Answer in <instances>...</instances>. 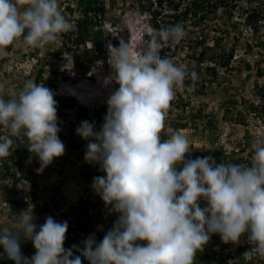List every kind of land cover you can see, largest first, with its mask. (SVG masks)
<instances>
[{
  "label": "clouds",
  "instance_id": "9594fccd",
  "mask_svg": "<svg viewBox=\"0 0 264 264\" xmlns=\"http://www.w3.org/2000/svg\"><path fill=\"white\" fill-rule=\"evenodd\" d=\"M71 1L62 7L60 0H0V53L12 43L13 49L17 39L23 47L26 43L35 50L57 45L55 50L45 51L53 61H48L49 69L44 65L43 73L45 77L47 71L48 77L53 79V92L32 78L23 79L24 87L15 96L0 85V158L11 154L14 143L11 137H20L28 151L41 162L35 175V182L40 186H43L41 177L49 174L43 169L54 168V164L62 166L67 161L75 177L63 182L60 177L56 185L50 184L57 186L52 191L58 205H49L51 213L45 214L38 231L32 223L31 211L37 206L36 202H31V209L19 215L14 228L0 230V246L8 259L15 264H82L80 256L73 257V249L79 250L76 245L72 249L63 246L68 228L86 234L78 227L77 215L73 213L81 203L88 204L85 218L101 233L99 244L94 235L82 237L86 241L81 255L90 264H193L196 252L209 241L212 233H219L225 243L244 241L247 233L254 246L243 254L244 258L256 255L264 258V139L252 143L254 152L250 166L217 164L211 156L186 160L191 146L180 131L168 139H161L166 110L175 96L174 87L182 85L186 78L193 81L199 78L194 69L189 71L171 58L159 55L163 48L161 42H172L176 46L185 37L184 26L177 23L157 30L153 24L156 17L148 11L146 29L135 45L125 43L112 22L106 23L104 16L100 25L104 47H95L92 39L79 44L82 52L100 55L86 58L89 69L81 73L71 53L61 50L62 35H69L67 43H72L79 16L77 0ZM103 1L106 12L115 4V1L113 4L111 0ZM68 7L73 11L69 12ZM242 8L246 13L248 7ZM245 16L234 23L240 33L242 28L251 32L243 25ZM126 24L131 30L129 23ZM231 31L234 29L225 33L223 39L225 47L227 39H232L227 49L241 44L239 36H235L238 42L232 43L235 37H230ZM173 46L171 44L170 49ZM13 54L17 57L16 51ZM184 54V57L176 56L178 62L187 59L188 53ZM30 55L35 58L29 59ZM64 55L70 57L71 70L57 69L56 62L65 59ZM28 56L29 60L21 57L19 63H31L26 71L29 75L39 55L31 53ZM110 57L113 71L107 65ZM233 57L229 66H232ZM244 59L242 56L240 60ZM53 69L57 71L54 74ZM106 86L117 88L108 104L99 98L101 88ZM54 95L61 99L72 98L74 106L57 110ZM99 109H102L103 118L97 131ZM71 141L80 146L69 148ZM69 155L71 158L67 160ZM90 162H98L106 177L98 176L94 181L83 178L81 171ZM25 182L31 189L32 181ZM84 194L94 196L84 201ZM201 199L207 206H200ZM0 203L5 202L1 200ZM111 205L114 212L120 213L113 228L104 224L109 218L96 222L89 215L94 208L102 213L103 208ZM72 217L75 227L69 225ZM21 235L30 239L36 249L31 258L20 251ZM137 241L147 243L138 244ZM242 241L235 244H243ZM229 251L226 246L222 253L225 256ZM235 253L232 251L227 259L239 260L240 253L237 252L238 259L232 255Z\"/></svg>",
  "mask_w": 264,
  "mask_h": 264
},
{
  "label": "trees",
  "instance_id": "16d2710c",
  "mask_svg": "<svg viewBox=\"0 0 264 264\" xmlns=\"http://www.w3.org/2000/svg\"><path fill=\"white\" fill-rule=\"evenodd\" d=\"M115 0H111V4L114 3ZM246 1L250 0H242V1H234V0H193V8L189 9L190 14L174 12L171 17L167 20H164L162 26L157 22L156 19L153 23L157 30L161 27H166L168 25H175L180 23L186 28L184 21L189 17V20L193 18L192 23L194 25H203L206 24L207 21L212 19H216V15L218 12H222L225 19L223 20L225 23L229 22L233 26L232 23L233 13L232 11L237 7V4H242ZM136 2V7L139 11H149L153 14V17H156L160 13V9L164 7L177 9L176 0H134ZM254 4L248 8H246V16L243 25H246L253 36H256L258 31L264 26V0H259L253 2ZM77 10L79 12V16L76 19V30L74 33V37L72 38V43L69 45L67 40L71 37L69 35L64 36L62 39V51H67L71 53V57L75 67L80 70L81 73H85L89 66L86 64V58L92 59L99 57L100 55L90 52V51H81L79 49V44L83 43L87 39H92L95 47H104V37L103 32L101 30V23L105 16V6L103 0H77ZM160 8V9H157ZM69 12H72L73 9L68 7ZM63 14L66 16L67 10H62ZM163 22V21H162ZM191 22V21H190ZM230 25V26H231ZM96 28V29H95ZM219 29L225 33L232 29H228L226 27H219ZM235 37V36H234ZM208 35H203L200 38H196L194 43L186 44V50L188 51L187 58L189 61H185L184 59L180 62H184L183 66L187 68L189 71L193 69L198 74V79L196 81L191 80V78H186L181 87V90L174 89L175 96L174 99L170 102L169 108L166 110V113L169 115L166 116L164 121V128L161 131V139L164 140L166 138L167 133L164 131L167 127H182L185 126L186 123L179 122L182 118L187 116H191L194 120L197 121L198 117L207 118L206 122L203 125V128H207L209 131V137L211 140L216 141L218 139V123L216 121V113L211 109L207 110L206 113L204 111L203 102L200 104V107H194L192 104L195 96H203L206 92V89L209 91L208 86L214 84H224L225 81H228L226 72L233 71V66H229V61L232 60L233 57V49L234 45L230 46L229 49H225L223 47V36H214L213 43L214 45H208ZM230 40V39H227ZM222 42V43H221ZM238 42V37L233 38L234 44ZM164 44L165 42H161ZM168 47H163L159 55L161 57H169L171 58L178 66V60L175 57V54L170 52V46L172 42H167ZM115 44H118L117 40H115ZM260 44H264L260 41ZM12 45H9L2 53H0V65L5 62H13L16 60V56L13 54L9 56V52L12 50ZM201 47V50L198 51L197 48ZM218 48V49H217ZM183 50V49H182ZM53 56H57V53H53ZM37 65H34L31 74L28 75L27 78H32V80L36 81L37 84L43 83V85L50 90L54 89V81L49 77H44V65L48 64H40L42 63L41 56H37ZM245 60V59H244ZM246 62V61H245ZM245 67L247 70L250 69V64L246 62ZM54 74L57 71L54 69L51 70ZM264 74V69L259 67L257 71V76H262ZM222 76V78H221ZM220 78L222 80H220ZM1 82V81H0ZM244 83V82H243ZM251 89L253 92L254 98H256V103L253 101L248 102L245 98H241V102L235 100L233 98L234 93L228 94L225 96V99L220 101V104L224 111L221 113L220 120L224 121L227 124L240 125L244 127H248L251 123H256V126H260L263 129V133L259 139H264V83H259L256 79L251 84ZM54 99L57 101V110H64L66 108H71L74 106V101L72 98H58L54 95ZM195 109L196 113L192 110ZM84 110V109H82ZM175 110L180 113H176L173 117L171 116L170 111ZM179 110V111H178ZM174 115V113H172ZM98 122L96 123V130H100L101 126V118H103L102 109H99L97 112ZM198 116V117H197ZM58 117V116H57ZM195 121V124H196ZM196 127V125H195ZM14 143L10 148V155L7 157L0 158V188L1 183L3 181L11 179L14 182L12 188L9 189L14 196L4 195L2 203L0 205V213H4V219H0V230L4 228H14L12 223L16 220V215H20L24 210H30V203L36 202L37 206L32 208L33 221L32 223H37L43 221L46 213H51L52 207L49 205H58L56 201V197H54L52 189L57 188V186H52L50 184L40 186L37 182H35V175H37V169H39L38 164H40V160L38 157L30 153L28 151L27 145L23 143L20 137H11ZM257 139H250L246 136L245 143L243 147H241V154L245 152V149ZM80 144L69 143V148L79 147ZM237 151L235 149H230L229 151L224 147V145L213 146L202 153L198 152H189L185 155V159H196L197 157H206L211 156L215 159L216 163H234L241 165H251L252 155L254 150L251 148L247 154L236 156ZM38 159V160H37ZM89 162V161H88ZM34 167V168H33ZM15 169L12 171V169ZM179 170V167H178ZM83 174V178L90 179L94 181L95 177L105 176L106 173L102 172L99 174H95L91 178L87 173H85V168L81 171ZM32 181V188H27V184L25 181ZM10 183V180H9ZM52 186L50 189L49 187ZM42 191V192H41ZM46 195V196H45ZM205 201V200H204ZM10 204V207L7 206ZM201 203V200L199 201ZM88 204L81 203L78 208L73 213H76V220L78 223V227L85 230L87 237L93 236L95 237L96 244H99L101 240L100 231L96 230L94 224L91 220H86V206ZM107 215L109 221L104 223L106 226L113 228V225L117 221L120 213L114 212L112 210V205L108 207ZM35 213L40 214L41 216L35 217ZM72 213V210H71ZM245 237V240L242 241L243 244L236 245L235 243L228 242L225 243L221 237L218 240L211 241L210 244H205L201 250H198L195 254L193 264H229L228 256H230L231 252H239L240 259L234 260L232 264H264V258L256 255L250 256L247 260L244 258L243 254L247 251H250L254 246L253 242L249 241L248 234ZM242 235V236H244ZM85 238H82L77 235L74 229L68 228L66 232V238L64 241L65 249H72L73 245H76L77 249H73V257L80 256L82 264H90V262L81 255V250L84 248ZM146 241H137L136 243L142 244ZM147 243V242H146ZM20 251L23 256L31 258L35 255L36 249L33 246V243L30 239L25 238L21 235L20 240ZM226 246L230 249L229 253L225 256L223 255V251L226 249ZM95 247V246H94ZM0 264H15V261L8 259L6 253L2 246H0Z\"/></svg>",
  "mask_w": 264,
  "mask_h": 264
},
{
  "label": "rangeland",
  "instance_id": "374dc122",
  "mask_svg": "<svg viewBox=\"0 0 264 264\" xmlns=\"http://www.w3.org/2000/svg\"><path fill=\"white\" fill-rule=\"evenodd\" d=\"M255 1L259 0H250L246 1V4L243 6L250 7L252 6ZM67 2H72L71 0H60V3L63 6L66 5ZM74 4V2H73ZM241 4H238L240 6ZM110 8L107 9V12L105 13V21L106 23L112 22V24L115 26L114 30H118V35L124 40L125 43H131L135 44L138 41V37L141 34V32H144L146 29L147 21L145 17H149L148 11H139L136 8V2L134 0H115L114 5H110ZM216 19H212L210 21H207L206 24L203 25H196V28L194 27L195 31H186L185 37L179 42L176 43V46L172 44L174 48L171 47V52L175 54V57L178 58L184 57L186 54H184L182 48L184 44H191L194 43L196 38H200L203 35H209L210 37L217 34L219 32V27H226L228 29H232L233 26L231 24H228L229 22H224L225 16H223L222 12H218L216 15ZM126 20V21H125ZM126 23H129V27ZM231 25V26H230ZM191 28V27H190ZM240 28L238 26L234 27V31H231L229 34L232 36H239L241 44L236 49V52L234 51V60L231 63L233 66V71H230L229 73L226 72L227 77L229 80L225 81L224 84H214L211 86H208L207 88L210 89L209 91L206 89V92L203 96H195L193 99L192 104L194 107H200V104L203 102L204 105V111L203 113H206L207 110H213L216 114V121L218 123V139L216 141L211 140L209 137V131L207 128H203L204 123L206 122L207 118L198 117L197 121L194 120L191 116H187L185 118H182L181 120H178L179 122L186 123L185 126L174 128V127H167L164 129V131L167 133L168 136H166V139L170 138L171 135L177 131L182 132L190 142L191 146V152H198L202 153L206 151L207 149L213 147V146H220L224 145V147L229 151L230 149H236L237 152L236 156L238 155H244L249 152V150L252 148L251 146H248L245 149V152L241 154V147H243V144L245 143L246 136H248L250 139H259L261 137V134L263 133L262 127L256 126V123H251L248 125V127L240 126V125H233V124H227L224 121L220 120L221 113L224 111L222 108L220 101L222 99H225V96L228 94H232L233 98L239 103L241 102V98H245L248 102L253 101V103H256V98L253 96V92L251 89V84L256 79L259 83H264V74L260 77L257 76L258 68L261 67L264 69V44H260V41L264 43V26L258 31L256 36L251 35L250 31H247L246 29H243V32L240 33ZM192 30V29H191ZM106 31V34L108 36V31ZM228 33V31H227ZM209 38V37H208ZM228 42L226 43V47H229L231 44L230 41H232L231 38H228ZM19 39L16 40L15 46L12 49V52L9 53V56H13V52L16 51L17 57L16 60L11 63H3L2 66L0 65V85L1 88H6L4 91H9L11 93V96H15V94H18L19 91H21L24 87L25 81L31 80L27 78L28 76V69L31 67L30 64H20V58L24 59V61L29 60L30 58L35 56H28L29 54L33 53V55H36L38 53L39 56L42 58V63L45 64L47 61L51 60L53 61L45 51H50L49 48L46 46L39 47L35 50V48L30 47L24 43V47L22 43H17ZM243 42V43H242ZM142 43V42H141ZM222 43V42H221ZM224 47V42L222 43ZM22 48H21V47ZM140 46V44H138ZM133 47V46H132ZM19 52H18V49ZM218 49V48H217ZM29 51V52H27ZM36 51V52H34ZM42 52V53H41ZM66 56L63 60H58L56 63L58 66L57 69H63L65 68L71 70V62L69 61V55ZM242 56L245 58V60H240ZM29 57V59H27ZM32 61H35L32 60ZM250 64V69L247 70L245 67L246 62ZM112 58L110 57L108 59L107 65L111 67ZM183 62L179 61V65L183 66ZM22 67V68H21ZM46 69H49L48 65L45 66ZM27 69V70H26ZM109 70V69H108ZM111 70L113 71L112 67ZM48 72H45V77H48ZM222 78V76H221ZM220 78V80H222ZM23 79L25 81H23ZM8 81V83H7ZM244 82V83H243ZM5 84V85H3ZM108 85L113 83H107ZM174 89L181 90V87L179 85L175 86ZM117 90L116 87H108L106 86L105 89L101 88V96L99 98L101 101L106 102L108 101L109 97ZM63 91V90H62ZM196 108H194L192 111L196 113ZM108 111V109H107ZM179 111V110H178ZM174 113V115L171 113V116H175L177 112L175 110L170 111ZM169 115L166 113V116ZM165 116V118H166ZM167 119V118H166ZM196 121V124H195ZM196 125V127H195ZM71 156H67V160L70 159ZM40 164H38L39 166ZM67 161L64 163V165L61 166V164H54V168L51 169L49 167L44 168L45 173H49L48 175L42 176L40 179V183L43 185L47 184H57L59 182L60 177L65 181L67 178H71V180H74V175L71 173L72 170L67 167ZM54 170V171H51ZM75 172V171H73ZM70 174V175H69ZM69 175V177H67ZM80 175L77 173V176ZM71 176V177H70ZM13 186L12 183H9L7 180L3 181L1 183L0 188V201L3 199L4 195L7 194L8 196H14L13 193L9 191L10 187ZM1 204V203H0ZM9 204V203H7ZM10 207V204L7 205ZM201 207L207 206V202L201 199L200 203ZM4 213H0V219H4ZM35 217H39L35 214ZM19 215H16V220L12 223V226L15 227V225L19 222ZM36 230L38 231L40 228V222L35 223ZM221 235L219 233H212L210 234V239L206 244L211 245V241L218 240ZM241 240V238H240ZM245 240V239H243ZM242 241V240H241ZM241 241L235 242V243H241ZM225 254V252H224ZM235 259H238V253L232 254ZM233 260H228L229 264H232Z\"/></svg>",
  "mask_w": 264,
  "mask_h": 264
},
{
  "label": "built area",
  "instance_id": "2783aa9c",
  "mask_svg": "<svg viewBox=\"0 0 264 264\" xmlns=\"http://www.w3.org/2000/svg\"><path fill=\"white\" fill-rule=\"evenodd\" d=\"M192 1L193 0H176V3H177V9H173V8H167V7H164L161 12L156 16V20L158 23H160V25L162 26L164 19H168L169 17L172 16V14H174V12H179V13H182V14H185V13H189L190 14V10L189 9H192L193 8V4H192ZM235 2L236 1H242V0H234ZM246 3V2H244ZM237 7L232 11L233 13V19H232V22L235 23L236 21L238 20H243V16L246 15V13L243 12V5H240L238 6V4L236 5ZM160 9V8H158ZM187 13V14H188ZM191 21V22H190ZM193 21V18L189 20V17L184 21L185 25H186V28L185 29V32L186 31H195L194 27L196 28V25H194L192 23ZM191 27V28H190ZM192 29V30H191ZM225 32L223 31H220L213 35V36H209V39H208V45L212 46L214 45L213 43V38L214 36H223V39L225 40L224 36H225ZM169 43L165 42L164 44H162L163 46L162 47H167ZM186 44L183 45V52L185 53H188V51L186 50ZM225 49H227V47L224 46ZM198 51L201 50V47L199 46L197 48ZM185 61H189V58H187ZM104 172L101 168V165L98 163V162H90V163H87L86 166H85V173H87L89 175V177L91 178L92 176H94L95 174H99V173H102ZM94 196V195H92ZM91 195H88V194H84L82 199L84 201H90ZM101 202H103V200H101ZM105 204V203H104ZM102 213H98V210L96 208L92 209L89 211V215L93 217V219L96 221V222H99V221H106L108 219V215H107V211L109 210L108 208H103L102 209ZM59 218V217H58ZM62 222H64L65 220L62 219L61 220ZM69 225L71 227H75V220L74 218L72 217L69 221ZM98 228H100L98 226ZM78 235H80L81 237H86V234L81 231V230H78L77 231ZM102 237H104V234L102 235Z\"/></svg>",
  "mask_w": 264,
  "mask_h": 264
},
{
  "label": "bare ground",
  "instance_id": "6f19581e",
  "mask_svg": "<svg viewBox=\"0 0 264 264\" xmlns=\"http://www.w3.org/2000/svg\"><path fill=\"white\" fill-rule=\"evenodd\" d=\"M112 86V84H110Z\"/></svg>",
  "mask_w": 264,
  "mask_h": 264
}]
</instances>
